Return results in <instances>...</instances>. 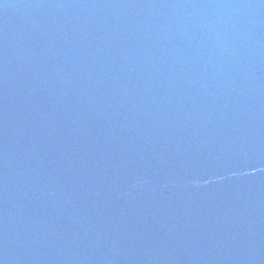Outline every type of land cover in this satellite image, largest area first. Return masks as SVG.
<instances>
[{"label":"water","instance_id":"water-1","mask_svg":"<svg viewBox=\"0 0 264 264\" xmlns=\"http://www.w3.org/2000/svg\"><path fill=\"white\" fill-rule=\"evenodd\" d=\"M0 264H264V0H0Z\"/></svg>","mask_w":264,"mask_h":264}]
</instances>
